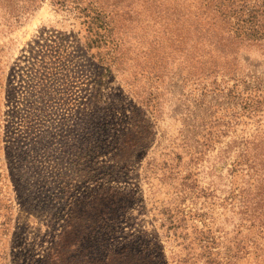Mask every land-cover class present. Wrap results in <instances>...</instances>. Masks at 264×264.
<instances>
[{"label":"rangeland","instance_id":"obj_1","mask_svg":"<svg viewBox=\"0 0 264 264\" xmlns=\"http://www.w3.org/2000/svg\"><path fill=\"white\" fill-rule=\"evenodd\" d=\"M93 1L0 0V264H264V0Z\"/></svg>","mask_w":264,"mask_h":264},{"label":"trees","instance_id":"obj_2","mask_svg":"<svg viewBox=\"0 0 264 264\" xmlns=\"http://www.w3.org/2000/svg\"><path fill=\"white\" fill-rule=\"evenodd\" d=\"M34 0H28L30 3L29 6H33L32 2ZM54 4L62 5V2L64 3L65 0H52ZM78 2V0H76ZM79 3V2H78ZM91 3H95L93 0H88L87 4H84V6H80L79 10H84L86 12H89V8H93V10L97 11L96 8L93 6L90 7ZM74 7L76 8V5L74 4ZM100 12V11H98ZM240 26H238L239 28ZM252 33V32H250ZM214 70H209L207 75H210L214 73ZM229 93L233 91V86L229 87L227 89ZM262 103L264 105V96L262 98H256V96H252V94L247 93V95L242 98V100L239 102V106L241 109L246 110L248 114H250V110H254L255 112L258 111L259 104ZM207 134H211L210 130H207ZM208 140L211 139V136H208ZM244 141L240 142L238 147L240 148L239 152L236 154V156L231 160V167L229 169L230 171V180L229 183L230 186H228V192L231 195L232 198L236 197V188H238V185L236 184V177L237 176H247L248 181L251 180V183H249V186L251 185H258V183H262V190H258L255 192V196L250 195V189L243 188L239 189L242 196V202L244 204H263L262 199H264V127H256L254 128V131H252L251 134L245 137L243 139ZM228 148H221L220 153L218 154V160L220 162H225V160L228 158L229 155ZM231 155V154H230ZM245 167V168H244ZM244 193V194H243ZM257 195H259L261 198H257ZM261 209V208H260ZM113 215L115 213H112ZM250 216L252 215L249 214ZM255 218H260V216L254 215ZM101 218V217H100ZM99 218V220H100ZM261 219V218H260ZM101 223L95 224L96 231H98L97 236L103 237V238H113L115 237V234L117 232V224L113 222L112 219L100 220ZM101 227V228H100ZM104 240H98L96 242L97 249L94 251L95 259L97 261V264H113V260L115 259V255H121L125 256V258H129L133 256V254L136 255V252L133 250L135 246L130 245L126 246L129 248L128 252L124 253V249L121 248L117 252H114L112 255L108 251L107 244L103 242ZM130 240H128L126 243L128 244ZM147 256V255H146ZM148 257V256H147Z\"/></svg>","mask_w":264,"mask_h":264}]
</instances>
